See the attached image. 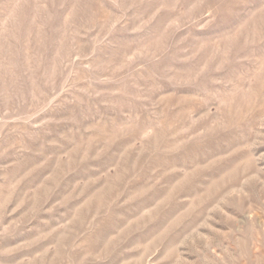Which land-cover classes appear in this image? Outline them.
<instances>
[{"label": "rangeland", "instance_id": "rangeland-1", "mask_svg": "<svg viewBox=\"0 0 264 264\" xmlns=\"http://www.w3.org/2000/svg\"><path fill=\"white\" fill-rule=\"evenodd\" d=\"M0 264H264V0H0Z\"/></svg>", "mask_w": 264, "mask_h": 264}]
</instances>
